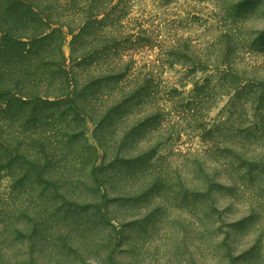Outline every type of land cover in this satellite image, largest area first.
<instances>
[{
	"label": "trees",
	"instance_id": "1",
	"mask_svg": "<svg viewBox=\"0 0 264 264\" xmlns=\"http://www.w3.org/2000/svg\"><path fill=\"white\" fill-rule=\"evenodd\" d=\"M129 13L126 0H0V264H38L33 245L43 249L48 225L100 210L109 182L139 164L144 173L156 149H123L148 131L157 148L173 135V115L194 119L193 104L214 105L215 73L228 95L258 84L235 66L240 25L207 49L176 33L166 41ZM175 68L186 73L167 81ZM186 79L195 93L180 98ZM34 187L41 193L20 198Z\"/></svg>",
	"mask_w": 264,
	"mask_h": 264
},
{
	"label": "rangeland",
	"instance_id": "2",
	"mask_svg": "<svg viewBox=\"0 0 264 264\" xmlns=\"http://www.w3.org/2000/svg\"><path fill=\"white\" fill-rule=\"evenodd\" d=\"M126 1L129 17L166 41L176 33L208 49L240 25L235 66L258 84L245 82L239 94L228 95L215 73L209 78V86H218L213 107L193 104L194 119L173 115L165 136L173 135L157 148L160 139L149 141V131L127 145L122 156L156 149L145 172L137 171L139 164L117 179L118 167H110L107 175L117 180L101 194L107 195L103 208L90 214L79 208L65 223L48 225L43 249L33 245L34 258L38 264H264V0ZM185 73L175 68L166 79L177 83ZM202 76L194 77L200 85ZM186 80L180 98L195 93L192 79ZM93 131L87 136L92 144ZM8 182L3 179V194ZM83 190L85 197L89 190ZM39 193L27 188L20 198Z\"/></svg>",
	"mask_w": 264,
	"mask_h": 264
}]
</instances>
